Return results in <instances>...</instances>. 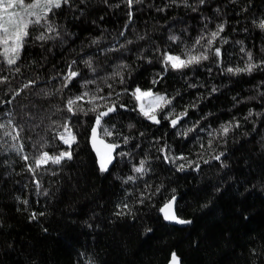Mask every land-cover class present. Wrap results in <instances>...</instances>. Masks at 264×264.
Returning <instances> with one entry per match:
<instances>
[{
	"label": "trees",
	"instance_id": "16d2710c",
	"mask_svg": "<svg viewBox=\"0 0 264 264\" xmlns=\"http://www.w3.org/2000/svg\"><path fill=\"white\" fill-rule=\"evenodd\" d=\"M34 19L16 65L0 43V264H171L173 253L179 264H264V0H141L131 9L127 0H70ZM205 48L209 59L165 71L166 55ZM248 63L260 67L227 71ZM70 65L79 75L62 88ZM136 88L174 97L156 113L161 123L139 113ZM85 92V101L126 105L98 130L125 153L103 173L90 142L95 113L66 107ZM172 108L173 118L188 113L177 128L164 119ZM65 122L77 136L72 159L37 166L44 153L69 150L58 138ZM162 149L187 160L165 162ZM141 160L147 171L136 173ZM173 196L176 215L191 223L163 220L159 209Z\"/></svg>",
	"mask_w": 264,
	"mask_h": 264
},
{
	"label": "snow or ice",
	"instance_id": "6c2138e0",
	"mask_svg": "<svg viewBox=\"0 0 264 264\" xmlns=\"http://www.w3.org/2000/svg\"><path fill=\"white\" fill-rule=\"evenodd\" d=\"M70 0H36L35 3H25V0H19L20 5L25 9V14L29 16H34L35 19L31 21V23H36L39 24L42 19H45L48 17V14L53 11V9H60L62 5L68 4ZM141 0H127V4L129 8L131 9L133 3H140ZM205 0H200V3L203 4ZM16 3V0H8L7 4H0V11H6L7 9L13 8ZM39 9V11H35ZM13 16H18L19 14L13 13ZM129 20L132 18V12H129ZM8 23L11 24L14 28V31L9 33V28L5 27L3 24H0V29H3V32L5 33V36L3 37L2 40H0V43H3L5 45L4 48V54H5V59L7 61V64L9 66L16 65L17 61L20 59V50L24 46L25 42V37L29 36L30 33L27 31V28L29 26L30 21L26 20L24 16H19L18 19H11L9 18ZM261 29H264V21H262L258 25ZM127 27V25L125 26ZM224 26L223 25H218V30L214 31L211 33L212 39L207 41V44L209 48L211 45L215 42L216 38L219 36L220 32H223ZM48 31H55V29L49 25ZM123 35V33H121ZM37 39L43 41L46 39L44 35H40L37 37ZM171 40L175 41L178 38L175 36L170 37ZM203 39V37H201ZM11 41V43H9ZM131 43V41H129ZM200 43V39L196 41V44ZM123 47V45H121ZM209 48H205V51L201 53L200 55H193L191 53L188 54L187 59H182L180 56H175V55H166L164 63L166 65L165 71H167V65L170 64L171 68L173 70H182L184 68H187L191 65L194 64H199L202 60H207L209 59L208 56V51ZM215 55L219 57L221 55V51L219 48L215 49ZM248 59L249 61L252 60V54L249 52L248 53ZM76 62L73 61V64ZM85 63L88 64L89 67H91L90 62L86 61ZM121 67H124V65H121ZM260 67V65H257L255 63H248L244 68H228L227 71L229 73L237 74L240 72H248L251 73L254 69ZM17 72L19 71V68L15 69ZM79 75L78 71L73 70L71 65L69 66V71L67 75L63 77L64 83L62 84V88H67L69 85L72 83L73 79L76 78ZM6 79V78H4ZM92 81H89L91 83ZM123 79H121V83H123ZM158 81H153V83H157ZM0 83H3V80H0ZM35 82L34 81H29L27 84L24 85L25 88L31 87ZM111 87V86H109ZM194 87V85H193ZM127 91V89H125ZM216 89H213V92H215ZM20 93L17 92L16 95H19ZM132 95L138 102V108L139 112L141 115H143L146 119L151 121L154 124H159L161 123L160 118H158V115L156 114L158 110H162L165 107H168L172 105L173 98H168L165 95L161 94H154L151 90L143 91L140 88H136L134 91L129 93ZM88 93L85 92L81 96H77L75 100H69L67 102V111L72 114L76 115V113L83 112L85 116L89 114V112L95 113V121L94 125L91 127V135H90V142L92 144L93 150L96 152V155L98 157V163H99V169L100 171L106 172L109 169V165L112 163L114 159V153L115 155H120L123 156L125 153L119 152L116 153V149L120 147L118 143L115 142H110V143H105V141L101 138L98 139V130L101 129L103 123H104V118L108 117L110 114L115 113L119 108H125L126 105L119 104V101H112L111 104L105 103L103 105H98L96 102L98 100H104L107 101L109 99L108 96H92L89 100L85 101L84 97L87 96ZM117 96L120 95V93H116ZM154 96V102L150 108H145V105L141 102L142 98L144 97H150ZM77 101H82L86 104L91 105V107L84 108L80 107V105L77 104ZM75 106V107H74ZM102 109V110H101ZM175 113V108H172L169 113H167L164 116V119H168L170 122V125L173 128H177V126L180 124V122L184 119V117L187 116V110L180 112L179 114H176L173 118V114ZM249 115H252L251 112H249ZM131 128L132 125H129ZM233 126L231 124L228 125H223L222 126V133L224 135H227V133L231 130ZM4 128V125L0 124V129ZM64 131L58 134V138L68 146L69 150L66 151H61L58 156H49L48 153H44L40 159L36 161L37 166L41 164V162H47L48 160H51L52 163L54 164H60L61 161L65 158L67 159H72V152H71V147L73 144L76 143L77 136L74 134L72 128L68 124V122H65L63 125ZM15 131V129H13ZM193 129L189 128L187 132H179L178 134L187 136L188 132H192ZM6 135H11V133H5ZM103 135L104 136H112V132L109 131L107 127L103 128ZM11 138L13 140H16L18 138L17 135H12ZM128 142V138L124 139V143ZM97 144L103 145V148L105 151L102 153L100 148L97 147ZM162 154H164V160L165 162H171L174 163L175 160H187L186 157L184 156H179V157H169L168 154L164 153V150L162 149ZM221 155H223L221 153ZM28 158L25 157V160ZM216 160H220V155H217L214 157ZM145 161L141 160L140 165L138 167L134 168V171L136 173H144L147 171L145 168ZM207 163V161H205ZM185 164H179L177 166L178 171H183L185 170ZM188 167H191L192 164L189 163L187 165ZM199 169V164H196L195 170ZM32 170V169H30ZM129 180H132L133 177L129 176ZM175 196L171 197V199L167 202L164 203L163 206L160 207L159 211L163 215V219L165 221L169 222H174L176 224H188L191 223V221L184 220L179 218L175 211H174V204H175ZM33 219H35V215L33 216ZM171 264H179L178 257L175 253L172 254L171 258Z\"/></svg>",
	"mask_w": 264,
	"mask_h": 264
},
{
	"label": "rangeland",
	"instance_id": "374dc122",
	"mask_svg": "<svg viewBox=\"0 0 264 264\" xmlns=\"http://www.w3.org/2000/svg\"><path fill=\"white\" fill-rule=\"evenodd\" d=\"M36 0H34L33 3H35ZM8 0H0V4H7ZM39 9L35 10L38 11ZM13 13L19 14L18 16H13ZM19 16H24L26 20H29L32 16L26 15L25 14V9L20 5L19 0H16V3L13 8L7 9L6 11H0V24H3L5 27L9 28V33L11 34L12 31H14V28L11 24L8 23L9 18L11 19H18ZM5 36V33L3 32V29H0V38L3 39ZM11 43V41H9ZM144 105L145 108H150L154 102V96L150 97H144L142 98L141 101ZM139 104L140 102L137 101ZM139 111V108H138ZM140 113V112H139ZM143 116V115H142ZM144 117V116H143Z\"/></svg>",
	"mask_w": 264,
	"mask_h": 264
},
{
	"label": "water",
	"instance_id": "95a60500",
	"mask_svg": "<svg viewBox=\"0 0 264 264\" xmlns=\"http://www.w3.org/2000/svg\"><path fill=\"white\" fill-rule=\"evenodd\" d=\"M98 139H100L99 137H98ZM97 147L98 148H100V150H101V152L103 153L104 151H105V149L103 148V145H100V144H97ZM175 198L177 199V197L175 196ZM176 199H175V204H176ZM170 200V199H169ZM168 200V201H169ZM167 201V202H168ZM166 202V203H167ZM175 204H174V211H175ZM175 213H176V211H175ZM161 216H162V218H163V215L161 214ZM164 220V219H163ZM165 221V220H164ZM166 223H168V224H176V223H174V222H169V221H165Z\"/></svg>",
	"mask_w": 264,
	"mask_h": 264
}]
</instances>
